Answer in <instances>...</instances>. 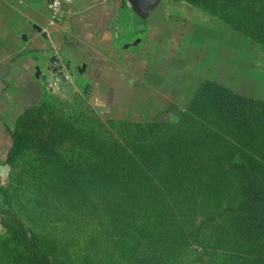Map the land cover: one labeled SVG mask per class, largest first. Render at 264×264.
I'll return each instance as SVG.
<instances>
[{
	"label": "rangeland",
	"instance_id": "1",
	"mask_svg": "<svg viewBox=\"0 0 264 264\" xmlns=\"http://www.w3.org/2000/svg\"><path fill=\"white\" fill-rule=\"evenodd\" d=\"M117 26L121 43L143 41L119 57L135 55V82L108 103L44 91L37 105L80 139L59 160L27 149L0 164V264H36L5 210L49 264H264V188L261 219L239 217L248 184L264 183V121L248 142L200 90L210 79L264 98V5L160 0Z\"/></svg>",
	"mask_w": 264,
	"mask_h": 264
},
{
	"label": "crops",
	"instance_id": "2",
	"mask_svg": "<svg viewBox=\"0 0 264 264\" xmlns=\"http://www.w3.org/2000/svg\"><path fill=\"white\" fill-rule=\"evenodd\" d=\"M49 2L0 0V164L7 161L13 145L11 130L17 116L39 104L44 91L62 93L53 79L55 68L73 85L70 93H62L68 97L84 90L108 103L118 88L135 82V55L126 68L119 67V57L143 44L117 39L118 22L125 10L133 8L128 0H74L66 6L64 23L56 28H49Z\"/></svg>",
	"mask_w": 264,
	"mask_h": 264
},
{
	"label": "trees",
	"instance_id": "3",
	"mask_svg": "<svg viewBox=\"0 0 264 264\" xmlns=\"http://www.w3.org/2000/svg\"><path fill=\"white\" fill-rule=\"evenodd\" d=\"M194 5H211L223 2L232 6L246 7L254 4L264 5V0H179ZM238 31L253 37L250 30L242 27L234 20H228ZM254 38V37H253ZM201 93L209 104L217 110L236 130L241 132L245 140L255 142L258 136L257 124L264 121V98H256L241 94L218 81L206 79L200 84ZM46 105L27 107L15 120L11 130L13 145L8 153L7 161L16 160L27 149H35L47 156L59 160L60 150L66 138L80 139V134L72 127L61 125V121L52 116ZM263 183V182H261ZM261 186L248 184L242 202L245 204L246 214L239 216L243 224L254 225L257 215L252 211L255 208V199L262 193ZM13 222L19 240L23 243L36 264H49L41 258V243L38 236L29 228L25 220L12 210L3 211Z\"/></svg>",
	"mask_w": 264,
	"mask_h": 264
},
{
	"label": "water",
	"instance_id": "4",
	"mask_svg": "<svg viewBox=\"0 0 264 264\" xmlns=\"http://www.w3.org/2000/svg\"><path fill=\"white\" fill-rule=\"evenodd\" d=\"M128 1L131 3L133 8L137 10V12L140 15L145 16L149 11L150 6L153 5L156 0H128ZM54 72L56 74L53 79L55 80L56 83L59 84L60 91L65 94L70 93L73 90L72 83L68 82L66 76L62 72H58V68H55ZM42 79L47 83L50 82V78L46 75L42 76Z\"/></svg>",
	"mask_w": 264,
	"mask_h": 264
},
{
	"label": "built area",
	"instance_id": "5",
	"mask_svg": "<svg viewBox=\"0 0 264 264\" xmlns=\"http://www.w3.org/2000/svg\"><path fill=\"white\" fill-rule=\"evenodd\" d=\"M74 0H50V21L49 28H56L64 23L66 19V6L73 3Z\"/></svg>",
	"mask_w": 264,
	"mask_h": 264
}]
</instances>
